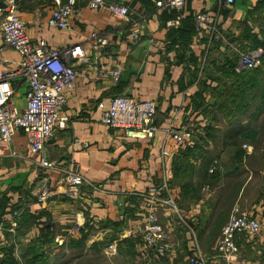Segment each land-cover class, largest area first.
Here are the masks:
<instances>
[{
	"label": "crops",
	"instance_id": "0c3cea01",
	"mask_svg": "<svg viewBox=\"0 0 264 264\" xmlns=\"http://www.w3.org/2000/svg\"><path fill=\"white\" fill-rule=\"evenodd\" d=\"M119 1L130 6L127 20L82 3L70 26L59 29L46 23L52 6L50 0H17L19 16L27 34L34 39L62 46L84 42L90 31L97 30L108 32L110 41L101 54L88 50L86 60L75 62L77 77L73 89L67 93L64 109L68 116L66 126L55 130L54 136L46 141L43 154L31 150L21 129L15 131L9 142L0 141V256L15 239L37 241L47 226L54 238L79 237V229L88 233L86 240L91 234L108 233L115 242L130 241L135 251L167 260L166 264H188L192 251H199L207 264H264V195L260 198L258 194V201L252 205L246 199V205L241 206L260 222L261 234L238 239L237 250L229 260L216 252L220 230L232 207L238 204L234 193L238 196L245 193L252 176L248 175L238 191H232L231 202L227 208L223 207L216 194L219 188L216 190L214 184H218L224 170L220 161L206 150L211 147V138L202 139L198 134H204L207 119H211L203 112L205 107L193 106L199 92L207 103L220 94L223 96L225 87L232 82L227 66L234 63L235 70H243L238 64V50L261 48L263 52L264 0H235L230 5H222L220 0H186L180 10L175 9L176 15L172 9L156 7L151 0ZM199 11L211 15L219 37L196 27L194 16ZM178 14L180 18L174 22ZM133 22L139 26V39L130 35ZM0 57L1 70L19 56L6 47ZM93 61L109 68L118 66L119 79L113 81L96 75L91 68ZM12 86L15 89L12 105L21 110L25 106L26 82L16 79ZM121 93L156 103V130L152 138L126 136L120 128L102 122L98 103L106 105L112 96ZM222 124L220 121L216 125ZM169 128L190 129L192 142L176 145ZM195 140L206 148L191 158L192 162L201 163L199 166L194 163L196 173L201 174L200 183L203 181L197 199L191 193L184 194L180 179L175 176V163L182 160V149ZM251 148L248 144L243 158L251 155ZM163 150L169 154L163 155ZM43 156L53 161L55 168L41 166ZM210 158L204 165L203 161ZM214 160L220 166L210 173L208 168ZM71 169L87 179L75 190L64 179ZM196 173L191 176L194 185L198 184ZM45 183L51 193L41 202L32 192ZM168 196L173 198L176 209L163 202ZM151 213L168 234L171 251L165 256L142 242ZM201 225L204 228L200 245L196 230ZM213 228L217 232L209 233ZM177 233L181 239L176 238ZM212 234L215 235L211 237Z\"/></svg>",
	"mask_w": 264,
	"mask_h": 264
},
{
	"label": "built area",
	"instance_id": "2783aa9c",
	"mask_svg": "<svg viewBox=\"0 0 264 264\" xmlns=\"http://www.w3.org/2000/svg\"><path fill=\"white\" fill-rule=\"evenodd\" d=\"M156 7L180 10L186 0H151ZM235 0H220L222 5H230ZM52 6L46 18L49 26L66 29L70 26L71 18L78 12L79 6L84 3L92 9H106L113 16L127 20L130 13L128 3L119 0H50ZM0 32L3 48L9 47L18 53V59L0 70V141L9 142L17 129H21L33 152H44L45 143L52 138L57 128H65L68 116L64 112L67 93L73 89L76 81L74 64L78 60H86L87 51L101 54L108 46L110 38L106 31L92 30L85 41L62 46H50L40 38L30 37L25 29V23L18 13L15 0H5L0 4ZM176 16L174 22L178 21ZM196 27L208 31L211 35L219 37L216 23L211 15L199 11L194 16ZM130 35L139 39V26L132 23ZM261 48L254 50H238V64L243 68H254L261 63ZM2 58L0 57V60ZM2 61L7 62L6 59ZM91 68L96 75L111 78L117 81L121 75L118 66L109 68L98 61L91 62ZM24 79L26 82V104L21 110H16L12 105L15 89L12 81ZM102 108L101 120L110 127L120 128L126 136L137 138H152L156 130L154 115L156 103L153 100L139 99L126 94H116ZM170 136L178 146L190 144L193 134L190 129L169 128ZM75 141H78L76 138ZM246 149L248 145L243 143ZM168 155L167 150L162 151ZM40 165L52 169L53 161L41 157ZM220 164L214 160L208 168L214 173ZM46 179V178H45ZM64 179L70 189L75 190L87 179L76 170H68ZM37 200L45 201L51 189L47 184L32 192ZM174 209L176 205L171 196L163 199ZM17 214V211L13 212ZM195 220V218H193ZM261 224L247 210L235 204L227 222L222 226L216 242V252L225 260H229L237 250V241L242 236L256 237L261 234ZM168 234L157 222L156 216L151 213L147 225L144 227L142 242L145 247L154 250L158 255L165 256L171 251L167 242ZM188 264H207L206 259L199 251H192L187 259Z\"/></svg>",
	"mask_w": 264,
	"mask_h": 264
},
{
	"label": "rangeland",
	"instance_id": "374dc122",
	"mask_svg": "<svg viewBox=\"0 0 264 264\" xmlns=\"http://www.w3.org/2000/svg\"><path fill=\"white\" fill-rule=\"evenodd\" d=\"M15 2L18 3L17 0H15ZM14 97L15 94L13 95L12 100ZM262 118L263 115H260V119L257 124L254 122L259 133L256 134L254 138L243 140L241 143L243 152L246 149L242 146L243 143L247 145L251 144V149L253 150L251 155L242 158V160H238L236 157L232 156L234 147L224 146L221 144L215 145L212 141L211 147L209 146L206 149L204 145V148L210 151V153H213L214 158L220 161L224 170L221 178L217 180L218 184H214L216 190L219 188V191L216 194L220 196V202H223L221 203L223 207L227 208L232 198V191L234 192L237 188L239 189V187L248 180V175L250 174L252 177L247 183L250 188L248 189V186H246L247 189L246 191L244 190L245 193H242L241 196H238L237 192H235L234 197L238 198L235 202H237L241 207L246 205L244 203H246L245 200L247 199V202L252 205L253 202L258 201L256 200L258 194L260 198L264 195V128H261ZM194 163L196 164V162L191 161L192 165L190 169L192 175H195V173L198 172L195 170L196 167L194 168ZM200 164H196V166H199ZM182 168H184V166ZM196 175L198 180L197 182H200L199 179L201 174L196 173ZM202 182L203 181L201 179V184ZM217 185H219V187H217ZM203 228V225H201L200 228L196 230L197 243L200 245L201 239L203 238L201 235ZM210 231L212 233L217 232L216 228H213V230L210 229L209 233ZM60 232L61 231L58 230L59 234ZM213 235L215 234L210 236L213 237ZM90 236L91 237L83 244L72 240L78 236H75V238L57 237L50 243H38V245H35L36 250H34V252L43 251V253H46V260L42 263L37 262V264H166L165 262H167V260L164 262L162 259H155L152 254H148L147 257L144 254H140L141 251L138 249L135 251V249L131 246L130 241H124L121 243L118 241L115 242L110 236H108V233L98 234L96 236H92L91 234ZM210 236L208 235V237ZM176 238L181 239L180 233ZM13 241L14 242H11V244L14 245V257L18 259L20 264H25L23 262L22 255L26 250H28V242H22L18 239ZM173 261L178 262L177 260Z\"/></svg>",
	"mask_w": 264,
	"mask_h": 264
},
{
	"label": "trees",
	"instance_id": "16d2710c",
	"mask_svg": "<svg viewBox=\"0 0 264 264\" xmlns=\"http://www.w3.org/2000/svg\"><path fill=\"white\" fill-rule=\"evenodd\" d=\"M3 2V0L0 1V4H3ZM172 10L175 11L176 15V10L174 8H172ZM227 69V74L232 75L230 79L232 82L225 87L223 96L220 94V96L211 103H207L204 101L202 93L199 92V99L193 106L205 107L203 112L211 119H207V124L204 127V134L198 133L199 137L202 139H204V136L209 137L215 145L221 144L234 147L232 156L236 157L238 160H242L245 152L242 150L241 143L243 140L254 138L256 134L259 133L254 122L257 124L259 116L264 112V42L261 63L258 66L254 68H243V70L238 71L234 69V63H232L227 66ZM211 107H213L215 111H213ZM263 119L264 115L261 120V128H264ZM220 121L223 122L222 126H217L216 124ZM204 149V144H199L195 140L194 143L186 145L185 148L182 149V160L175 163V176L180 179V186L184 194L189 195V193H191V196H194L196 199L200 197L198 189L201 183L198 182L197 185H194L192 182V172L190 169L192 165L191 158L196 154H201ZM211 156L213 157V153ZM209 160L212 159L204 160L203 164L207 165ZM183 166L184 168H182ZM218 223L219 217L216 220V225ZM78 231L80 233L79 237L72 240L83 244L88 237V233H85L83 229H79ZM53 239V233L49 231V227L45 226L40 233V237L37 238L39 242L31 241L28 243V250L22 255L23 262L25 264H37V262L42 263L46 260V253H43V251L34 252V250H36L35 245H38V243L53 242ZM13 252V244L5 247V250L0 256V264H20L18 259L14 257Z\"/></svg>",
	"mask_w": 264,
	"mask_h": 264
}]
</instances>
